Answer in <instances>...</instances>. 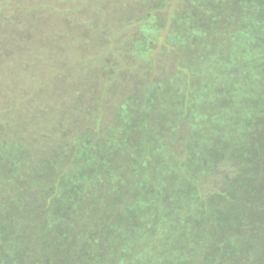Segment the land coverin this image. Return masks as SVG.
Here are the masks:
<instances>
[{
  "label": "trees",
  "instance_id": "16d2710c",
  "mask_svg": "<svg viewBox=\"0 0 264 264\" xmlns=\"http://www.w3.org/2000/svg\"><path fill=\"white\" fill-rule=\"evenodd\" d=\"M258 8L223 31L232 42L190 51L195 64L172 77L174 104L159 79L157 99L127 103L126 120L80 147L34 156L24 139L0 136V264H264ZM230 161L235 172L215 185Z\"/></svg>",
  "mask_w": 264,
  "mask_h": 264
},
{
  "label": "rangeland",
  "instance_id": "374dc122",
  "mask_svg": "<svg viewBox=\"0 0 264 264\" xmlns=\"http://www.w3.org/2000/svg\"><path fill=\"white\" fill-rule=\"evenodd\" d=\"M251 1L0 0V136L24 139L34 156L76 139L80 147L121 112L126 120L127 103L157 99L159 79L174 104L182 83L172 77L195 64L190 51L226 44L228 25L241 28L246 10L264 6ZM187 130L184 122L179 146ZM219 166L215 185L237 168Z\"/></svg>",
  "mask_w": 264,
  "mask_h": 264
}]
</instances>
